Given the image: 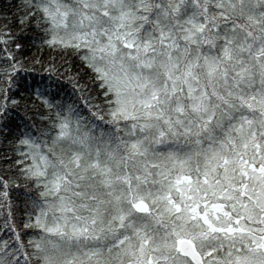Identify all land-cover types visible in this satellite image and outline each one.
Masks as SVG:
<instances>
[{"label":"snow or ice","instance_id":"6c2138e0","mask_svg":"<svg viewBox=\"0 0 264 264\" xmlns=\"http://www.w3.org/2000/svg\"><path fill=\"white\" fill-rule=\"evenodd\" d=\"M0 61V264H264V0H7Z\"/></svg>","mask_w":264,"mask_h":264},{"label":"trees","instance_id":"16d2710c","mask_svg":"<svg viewBox=\"0 0 264 264\" xmlns=\"http://www.w3.org/2000/svg\"><path fill=\"white\" fill-rule=\"evenodd\" d=\"M3 3H7V0H0V6L3 5ZM27 40L21 41L22 43L25 44V48L23 53H19L18 55H23L25 57H34V56H40L44 60H48L50 58H56L57 61H59V53L57 50L47 48L46 46L42 47L41 46V41L40 37L41 34L38 32H33L31 29L27 33ZM2 62V61H0ZM37 79H39V76H37ZM28 82H31V77L28 78ZM24 81H21V86L20 90L22 92L26 91L24 88ZM35 87V85H33ZM69 91H71L69 87ZM17 98H19V95H17ZM31 115V113H29ZM10 197L13 200V215H14V220L17 223L18 227L22 228V216L20 213V210L15 207L16 203L18 202V199H22L23 197L17 193L16 191H10ZM3 209H0V212H3ZM6 217L3 215H0V225L3 224V221ZM0 237L7 238V235L3 230H0Z\"/></svg>","mask_w":264,"mask_h":264}]
</instances>
